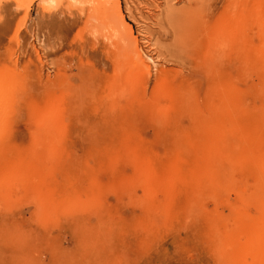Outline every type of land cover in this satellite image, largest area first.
<instances>
[{"label": "rangeland", "instance_id": "rangeland-1", "mask_svg": "<svg viewBox=\"0 0 264 264\" xmlns=\"http://www.w3.org/2000/svg\"><path fill=\"white\" fill-rule=\"evenodd\" d=\"M98 1L73 5L79 14L69 19V26L74 20L75 25L61 33L51 20L59 0H0V63L14 64L17 73L29 81L15 119L0 135V146H12L17 159L25 163L14 173V181L0 184V264H231L230 249L221 245L209 249L214 237L222 235L200 232L194 223L196 211L202 210L212 224L223 218L228 230L234 228L231 205L236 203V193L225 190L217 198L203 183L189 190L179 188L168 166L161 169L160 185L149 198L143 175L137 178L128 151L139 149L163 159L172 145V131L187 132L201 120L215 128L228 117L222 97L232 87L236 126L230 137L242 139L248 156L253 150L264 154V67L249 68L251 60L241 57L206 58L203 51L208 43L203 38L207 30H199L189 57L186 43L192 39L184 37L185 43L180 38L185 44H179L155 21L165 7L162 0H153L158 8L143 9L133 19L120 0L124 22L113 33L100 30L106 20L98 19ZM132 1L135 11L136 0ZM170 4L173 9L185 5ZM106 13L110 14L107 7ZM84 21L94 31H78ZM122 36L123 42L118 43L130 49L136 38L150 72L142 75L139 98L124 88L115 91L113 103L107 106L101 101L107 96L102 86L105 76H115L110 62L119 58L112 53V43ZM82 38H93L110 51L92 50ZM127 62L128 58L121 63ZM159 74L164 79H158ZM66 81L83 93L86 86L95 107L85 110L87 114L59 144L61 139L50 137L51 128L37 123L39 114L31 102L57 93ZM165 96L178 103L174 110H167ZM81 98L87 99L84 94ZM125 118L131 122L125 125ZM210 136L203 133L191 150H207ZM55 148H61L59 156H54ZM219 154L212 152V158ZM6 156L15 155L2 157ZM70 163L80 170L67 172ZM54 165L59 166L50 168ZM263 177L245 169L233 173L249 194ZM65 187L71 192L66 197ZM75 198L78 207L71 204ZM256 206L248 204L245 215L257 216Z\"/></svg>", "mask_w": 264, "mask_h": 264}, {"label": "bare ground", "instance_id": "bare-ground-1", "mask_svg": "<svg viewBox=\"0 0 264 264\" xmlns=\"http://www.w3.org/2000/svg\"><path fill=\"white\" fill-rule=\"evenodd\" d=\"M89 1L77 0L71 3L70 0H59L58 11L51 19L55 24V30L59 29L61 33L68 32L67 29L75 25L74 20L69 26V19L73 18L74 14H79V10L73 5L77 6ZM123 1L125 11L132 19L135 14H139L143 9L150 11L158 8L153 0H136L137 7H134L135 11H133V1ZM162 1L165 7L156 15L155 21L160 28L171 32L174 40L179 44L184 45L186 43L184 37L186 40L192 39L189 45L186 43V54L189 57H192L191 51L195 50L194 41L200 37L198 35L199 30H207L208 32L203 38L204 42L208 43L207 48L203 51L206 58L211 60L225 58L227 60L241 57L246 61L251 60L250 64L247 63L249 68L264 67V0ZM172 1L175 3L184 2L185 5L179 9H173L170 4ZM46 2L52 3V0H46ZM98 2L95 7V11L98 12V19L106 20L99 25V28L112 32L125 20L120 0H99ZM105 7L110 10V14H103ZM86 17L87 20L90 19L88 13ZM94 29L95 27H89L84 21L78 31L88 32L94 31ZM180 38H183L185 43ZM113 41L112 45L115 48L112 53L119 58V61L114 64L110 62L115 76L114 78L105 76L102 86L107 96H102L101 101H105L107 106L111 104L110 102L113 103L115 91L121 92L125 90L124 88H128L131 94L139 98L143 85L141 82L142 75L150 72V67L142 59L136 38L132 40L134 41L132 49L119 44L123 42V36ZM82 42L89 44L92 50L100 48L103 53L110 51L109 47L97 45L93 38H82ZM127 50L128 53H126ZM127 58L130 62L122 64L121 62ZM101 63L106 64V61L101 59ZM158 79H164L163 74H159ZM88 82L90 85L89 80ZM28 84V79L17 73L14 64L0 63V135L8 131L7 125L15 119V113L19 103L23 100V94L28 91L26 87ZM84 89V93L78 91L72 82L66 81V83L61 84L57 93L39 96L31 102L35 106L33 109L39 114L36 117L37 123L39 125L45 124L47 129L51 128L56 135L51 133L50 137L54 141L61 139L59 144L64 142L63 138L69 132H73L72 128L83 117V113L87 114L85 110L88 111L95 107L92 103L94 98H89L91 94L86 86ZM83 94L86 95L87 99L81 98ZM233 96V89L229 87L222 97L226 101L224 112H227L228 117L217 122L215 128L201 120L198 125L190 128L187 132L183 130L172 131L170 133L172 145H170L169 151L166 152L163 159L158 160L152 154L139 149L128 151V158L130 155L134 161L137 178L143 175V187L149 198L154 195L160 185V176H163L162 174L159 175L160 171L164 167L167 169L168 166L170 168L167 170H172L174 178L179 182L176 184L180 186L179 188L189 190L193 186H200L203 183L204 188L210 190L212 195L215 194L217 198H220L221 193L225 190H233L237 198L236 203L231 205L234 228L228 230L223 218H219L216 223L212 224L202 210L196 211L197 221L194 223V228L200 232L222 235L214 237L215 241L210 244L209 249H215L218 245L230 249V258L233 262L231 264H264V177L260 178L254 185L251 194L246 193L244 186L238 184L233 178L235 171L244 169L245 172L249 171L255 175L264 174V154L261 151L253 150L250 157L242 148V139L230 137L233 136L232 132L236 126L233 119L234 107L230 103ZM165 101L168 111L174 110L178 106V103H174L169 96H165ZM127 119H123L125 125L131 122V118H129L130 120ZM196 122L197 117L193 115V123ZM203 133L211 135L207 150H191L194 143H199ZM132 143L138 145L135 140ZM202 147L205 148L206 146L202 145ZM14 151L12 146H0V167L3 169L0 184L14 181V173L19 168L25 167V163L17 159V154L16 152L14 154ZM215 151H220V154L218 158L213 159L212 152ZM60 152L61 148H55L54 156H59ZM7 153L15 156L3 158L2 156L7 155ZM57 166L59 165L50 166V168ZM76 166V164L70 163L66 165V171H73V169L79 171L80 169H76ZM171 174L168 176L170 177L168 183L172 185L174 181L171 179ZM199 175L203 180L197 178ZM64 193V197H66L71 192L65 187ZM78 203L79 200L75 198L71 204L73 207H78ZM248 204L257 205V216L248 217L245 215V207ZM151 226H153L152 222H150Z\"/></svg>", "mask_w": 264, "mask_h": 264}]
</instances>
